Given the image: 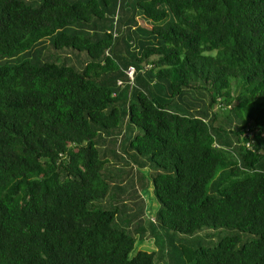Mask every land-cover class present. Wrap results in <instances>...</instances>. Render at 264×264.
I'll return each instance as SVG.
<instances>
[{"label":"trees","instance_id":"obj_1","mask_svg":"<svg viewBox=\"0 0 264 264\" xmlns=\"http://www.w3.org/2000/svg\"><path fill=\"white\" fill-rule=\"evenodd\" d=\"M144 189L188 263L264 264V0H0V264H162Z\"/></svg>","mask_w":264,"mask_h":264},{"label":"rangeland","instance_id":"obj_2","mask_svg":"<svg viewBox=\"0 0 264 264\" xmlns=\"http://www.w3.org/2000/svg\"><path fill=\"white\" fill-rule=\"evenodd\" d=\"M119 19L121 20V14ZM136 20L138 22L137 23L138 27L141 26L143 28H148L151 26V23L145 19V17L141 12L137 13ZM106 25H109V23ZM140 39H144V38L142 37ZM50 43H51V39L49 38L43 44H37L36 47L33 49V52L30 54V56L27 57V59L34 62L35 64L44 63V62L62 63L64 60V56L60 54L58 56L52 53L51 52L52 47ZM132 161L133 160L129 159L126 154H123L120 157V161L115 162L117 163V165H113L110 168V170H112L113 173L119 175L125 171L123 165L134 166ZM141 173L144 174V177L146 179L148 178L145 171ZM113 184L114 186L122 185V181L114 180ZM145 191L146 189L141 191L140 193L141 198L137 202L133 201V199L131 200L129 199V201H127L128 206H122L121 208V213L123 214L120 215V218L124 219L125 221L131 222L129 223L130 225L129 228L133 230L132 233L136 240V245H135L136 248L139 250H146V251H154V252L160 251L161 248L160 245L155 243L156 237L159 236L161 241V246H163L166 250L169 249L170 251V256H169V252L164 253L162 264H167L168 262L169 264H192L186 261V259L182 256L181 251L179 250V247L181 245H191V241L189 239L182 238L181 236H176L175 234H171L166 230H157V234H154V236L151 237L145 235V232L147 230L150 233H152L153 225L148 222L150 221V219L152 220V222H154V217L158 210V206L155 204V202L152 201L153 198L152 194L149 191L147 192ZM114 193L119 195L120 191L118 189H115ZM135 214H138L140 215V217L143 218V222H141L140 225L138 223H134L137 220L134 221L133 218L129 217ZM169 235L173 237H169Z\"/></svg>","mask_w":264,"mask_h":264},{"label":"built area","instance_id":"obj_3","mask_svg":"<svg viewBox=\"0 0 264 264\" xmlns=\"http://www.w3.org/2000/svg\"><path fill=\"white\" fill-rule=\"evenodd\" d=\"M134 73H135V69L133 67L128 70V76L131 81H133L134 79Z\"/></svg>","mask_w":264,"mask_h":264}]
</instances>
